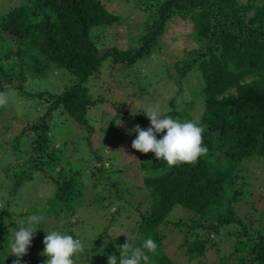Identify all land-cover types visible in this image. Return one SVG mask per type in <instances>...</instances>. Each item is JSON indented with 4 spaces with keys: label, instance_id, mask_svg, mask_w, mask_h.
<instances>
[{
    "label": "trees",
    "instance_id": "1",
    "mask_svg": "<svg viewBox=\"0 0 264 264\" xmlns=\"http://www.w3.org/2000/svg\"><path fill=\"white\" fill-rule=\"evenodd\" d=\"M24 1L0 20V32L11 38L16 49L13 54L18 58V65L9 72L0 64V92L18 90V83L12 79L24 81L25 73L45 76L44 69L49 66L64 69L72 78L59 94H38L48 107L19 135L31 136V167L55 186L50 200L70 210L76 199L80 201L83 189L76 182L77 172L66 171L69 161L51 145L50 120L46 115L60 113L79 128L91 131L87 116L97 100L92 99L86 83L101 63L110 57L131 71L137 61L158 50L168 23L176 19L187 21L192 24V34L199 45L178 69V80L195 69L200 73L203 111L197 125L205 130L203 139L208 153L194 166L185 163L169 167L154 153L139 152L140 169L154 170L143 178V186L150 189L153 201L140 212L139 225L144 241L150 237L158 245L157 254L148 253L150 263L169 264L161 252V227L168 223L166 218L173 208L180 206L191 214L190 222L171 225L183 236L180 246L190 262L197 264L215 245L212 234L225 232L237 237L234 252L240 241L246 244L241 264H264V230L238 228L235 212L244 185L238 180L240 162L264 158V4L258 5L254 0H127L146 15L139 46L99 50L90 37L91 30L121 26L120 19L99 0ZM174 114L170 113L172 118ZM111 127L114 128L113 122ZM156 135L160 139L164 133ZM102 162L96 155L91 161L94 182L116 189L117 185L103 175ZM33 176L23 173L15 181L14 190L32 181ZM6 209L10 210V203L0 211V264H13L16 258L8 254L12 239L5 233L13 223L6 221L5 217L11 215H4ZM11 229L15 232L19 227ZM65 234L72 236L70 231ZM31 247L20 258V264H32Z\"/></svg>",
    "mask_w": 264,
    "mask_h": 264
},
{
    "label": "rangeland",
    "instance_id": "2",
    "mask_svg": "<svg viewBox=\"0 0 264 264\" xmlns=\"http://www.w3.org/2000/svg\"><path fill=\"white\" fill-rule=\"evenodd\" d=\"M99 1L120 19L121 26L93 28L90 37L96 47L102 50L139 46L146 15L127 0ZM254 1L258 5L264 4V0ZM24 2L0 0V20L6 12ZM192 30V24L187 21L176 19L168 23L167 30L159 39L158 50L137 61L131 71L115 64L110 57L106 58L86 83L92 99L97 100L87 116L91 131L79 128L60 113L46 115L50 120L51 145L56 146L61 157L69 161L65 169L77 172L76 182L83 189L80 201L76 199L70 210L66 205L50 200L55 195V186L31 167L28 159L31 136L19 135L24 127L42 117L48 107L44 99L37 97L38 94H59L72 78L64 69L49 66L44 69L46 74L43 77L25 73L24 81L12 79L13 83H18L19 89L9 88L7 104L0 107V211L10 203V210L3 212L4 215L11 214L5 217L7 222L13 223L5 229L10 239L14 235L12 227H20L32 214L43 216L31 241L32 264H44L47 257L41 255L43 239L45 234L54 230L61 233L70 231L83 243L85 254L75 258L76 264H107L110 254L119 259L117 248L127 238L134 247L144 241L143 230L139 226L140 212L145 211L153 199L150 189L143 186V178L154 170L144 172L140 169L139 152L131 147L137 134L131 130L135 125L149 128L150 121L143 112L155 106L163 116H171L170 113L175 112L174 118L181 122L199 123L203 111L200 73L195 69L178 80V69L188 53L199 45ZM15 51L11 38L0 32V64H4L8 72L18 65ZM95 155L102 159L105 165L103 175L117 185L116 189L94 182L91 161ZM240 168L238 180L244 185L240 201L235 204L238 228L264 230V158L245 159L240 162ZM23 173L33 174V180L22 183L15 191V181ZM190 215L176 206L166 218L168 223L161 227V252L169 264H194L180 246L183 236L171 225L190 222ZM231 230H234L232 226ZM211 238L215 239V245L196 261L197 264H241L240 258L245 257L247 249L243 241L238 243L234 252L237 241L234 235L229 237L223 232L219 236L212 234Z\"/></svg>",
    "mask_w": 264,
    "mask_h": 264
},
{
    "label": "clouds",
    "instance_id": "3",
    "mask_svg": "<svg viewBox=\"0 0 264 264\" xmlns=\"http://www.w3.org/2000/svg\"><path fill=\"white\" fill-rule=\"evenodd\" d=\"M7 104V93L0 92V107ZM143 114L149 119L150 127L142 129L135 125L131 130L136 138L131 147L136 151L147 154L154 153L157 160H163L169 167L181 164L195 165L201 156L208 153L204 145V128L192 121L181 122L171 116H163L158 106L149 107ZM159 133L164 135L157 139ZM43 216L32 214L26 218L18 230L14 232L9 245L8 254L16 259L13 264H20V258L27 255L37 225ZM42 256L47 259L44 264H76V259L85 254L83 243L71 235L59 231L45 234L43 239ZM158 245L152 238H147L141 247H134L127 238L122 246H118L119 259L115 254L107 257V264H150V256L157 254Z\"/></svg>",
    "mask_w": 264,
    "mask_h": 264
}]
</instances>
